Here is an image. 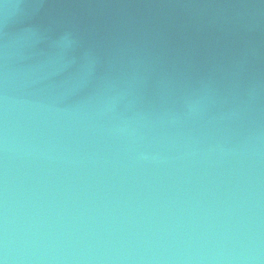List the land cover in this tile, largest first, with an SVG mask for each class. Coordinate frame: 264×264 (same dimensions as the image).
I'll list each match as a JSON object with an SVG mask.
<instances>
[{
	"label": "water",
	"instance_id": "obj_1",
	"mask_svg": "<svg viewBox=\"0 0 264 264\" xmlns=\"http://www.w3.org/2000/svg\"><path fill=\"white\" fill-rule=\"evenodd\" d=\"M0 264H264V0H0Z\"/></svg>",
	"mask_w": 264,
	"mask_h": 264
}]
</instances>
